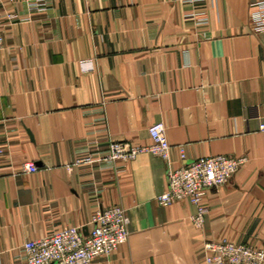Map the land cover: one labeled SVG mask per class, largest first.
Instances as JSON below:
<instances>
[{
	"label": "crops",
	"instance_id": "crops-1",
	"mask_svg": "<svg viewBox=\"0 0 264 264\" xmlns=\"http://www.w3.org/2000/svg\"><path fill=\"white\" fill-rule=\"evenodd\" d=\"M259 1L0 0V264H26L27 241L64 228L87 234L95 212L115 205L128 241L93 264H204L205 243L224 239L264 249ZM156 122L173 168L247 158L207 192L201 228L190 201L156 202L167 189L161 158L84 161L114 141L149 144Z\"/></svg>",
	"mask_w": 264,
	"mask_h": 264
},
{
	"label": "built area",
	"instance_id": "built-area-1",
	"mask_svg": "<svg viewBox=\"0 0 264 264\" xmlns=\"http://www.w3.org/2000/svg\"><path fill=\"white\" fill-rule=\"evenodd\" d=\"M257 11L252 19L258 30H264V0L255 4ZM205 20H203L204 22ZM4 48V37L0 27V51ZM81 70H94L92 60H81ZM264 131V125L261 126ZM151 142L136 145L126 141L109 144L108 152L100 158L88 157L86 163L100 161L130 162L142 154L161 158L167 164V189L156 198L161 206L188 200L196 207L191 222L196 228L203 227L206 217L204 198L213 188L226 184L246 163V157L216 155L201 157L178 168L169 165L171 144L162 122L149 126ZM181 159L185 160L181 149ZM25 172H36L33 163L24 165ZM129 218L126 210L115 205L98 210L93 215L89 231L85 235L80 228L67 227L58 232L27 241L23 245L26 264H93L102 257L112 255L129 238ZM204 264H264V249L229 240L208 241L204 245Z\"/></svg>",
	"mask_w": 264,
	"mask_h": 264
},
{
	"label": "water",
	"instance_id": "water-1",
	"mask_svg": "<svg viewBox=\"0 0 264 264\" xmlns=\"http://www.w3.org/2000/svg\"><path fill=\"white\" fill-rule=\"evenodd\" d=\"M86 235V234H85Z\"/></svg>",
	"mask_w": 264,
	"mask_h": 264
}]
</instances>
